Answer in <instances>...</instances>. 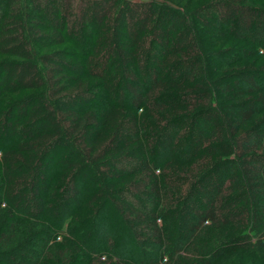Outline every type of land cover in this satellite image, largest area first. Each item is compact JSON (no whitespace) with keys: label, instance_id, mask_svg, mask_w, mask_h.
Instances as JSON below:
<instances>
[{"label":"trees","instance_id":"trees-1","mask_svg":"<svg viewBox=\"0 0 264 264\" xmlns=\"http://www.w3.org/2000/svg\"><path fill=\"white\" fill-rule=\"evenodd\" d=\"M259 50L264 0H0V264L262 249Z\"/></svg>","mask_w":264,"mask_h":264},{"label":"rangeland","instance_id":"rangeland-1","mask_svg":"<svg viewBox=\"0 0 264 264\" xmlns=\"http://www.w3.org/2000/svg\"><path fill=\"white\" fill-rule=\"evenodd\" d=\"M75 49H76L75 45L74 46H69L68 44H65V45H61V46H54V47L46 48L44 50H40V52L41 53H50V52L62 50V51L69 52L70 54H72V53L73 54L74 53L77 54ZM82 53H83V50H82V52H80V54H82ZM258 56L262 57L261 59L258 60V61H261L263 59V57H264V52L259 50L256 53L255 57H258ZM0 58H4V57L1 56ZM250 59L254 60V57H251ZM263 82H264V80H263ZM23 94H25V93H20V94H16V95H12V96H4V97H2L0 99V109L4 108L6 106V103H7L8 100L10 101V100H13V99H17L20 95H23ZM93 96H95V95H92V97ZM95 98H88V99L82 100V102H80V108L87 109V110L95 108L96 106H98L96 104L97 103L96 102L97 99H95ZM0 157H1V155H0ZM156 174L158 175L159 172L157 171ZM78 198L80 199L81 197H78ZM74 210H75V208L73 207L72 209H70L68 211L70 213H72V212H74ZM86 214L79 213L78 216L80 218H84L86 216ZM76 220H78V219L74 218L72 223L74 224V222ZM157 223L160 226L162 225V222H161L160 219L157 220ZM67 226H64V228L61 230V232H59L58 235H56L54 237V240H51L50 245L58 247V245L61 242L65 241V240L73 242L74 244H78V240L76 241V239L74 237H72V235L68 232ZM85 227H87V225L83 226L82 230L80 229L78 234H75V235H77V237H79L82 240L81 244H79L80 248H81V246L84 243H86V242L91 240L89 236L87 238L85 237L86 239L85 238L83 239V236H84L83 232L87 233V230L85 229ZM257 238L258 237H255L252 240V242L255 243ZM145 239H146V243L151 241L150 237L145 238ZM262 244L264 245V238L262 239ZM77 256H78L77 259H73V264H84L86 259L89 258V254L87 253V251L84 248H83V250L77 252ZM157 257H158V260H159L158 263H161V264L165 263L166 261L169 262V260H170L169 256L166 254L164 248H162L160 250L159 256H157ZM258 257H260V260H258ZM214 264H264V247L262 249L243 250V251L235 252V253H233V254H231L229 256H226V257L222 258L220 261L215 262Z\"/></svg>","mask_w":264,"mask_h":264}]
</instances>
